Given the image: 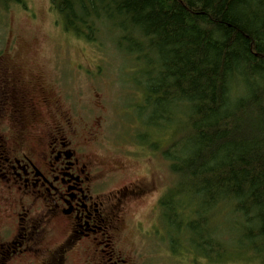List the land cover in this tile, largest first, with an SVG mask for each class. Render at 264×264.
Wrapping results in <instances>:
<instances>
[{
	"label": "trees",
	"instance_id": "16d2710c",
	"mask_svg": "<svg viewBox=\"0 0 264 264\" xmlns=\"http://www.w3.org/2000/svg\"><path fill=\"white\" fill-rule=\"evenodd\" d=\"M50 4L65 31L97 46L107 40L143 66L135 84L149 127L174 123L175 139L161 153L178 184L159 202L164 217L185 227L190 248L209 262L256 257L264 264V0ZM138 138L158 148L147 135ZM181 197L192 209L185 224L176 212Z\"/></svg>",
	"mask_w": 264,
	"mask_h": 264
},
{
	"label": "rangeland",
	"instance_id": "374dc122",
	"mask_svg": "<svg viewBox=\"0 0 264 264\" xmlns=\"http://www.w3.org/2000/svg\"><path fill=\"white\" fill-rule=\"evenodd\" d=\"M24 2L25 7L0 3V74L7 73L32 93L37 84L44 86L49 99L59 101L63 112L72 111L81 137L93 134L88 153L110 174L113 189L131 184L144 189L125 227L123 247L132 257L131 263L216 264L192 250L188 230L178 231L159 207L164 196H174L178 184L161 153L175 139V128L173 122L166 128L149 127L147 117L139 113L144 98L135 79L143 66L129 62L107 40L97 46L65 31L50 0ZM140 134L150 137L158 148L141 143ZM181 199L183 208L176 212L185 224L192 209L188 198ZM3 204L0 199V225L11 221ZM214 222L222 226L221 216L216 215ZM224 231L229 238L231 230ZM56 232L49 247H56L63 238L59 228ZM174 240H179V247L173 251ZM221 264L261 262L248 257Z\"/></svg>",
	"mask_w": 264,
	"mask_h": 264
},
{
	"label": "flooded vegetation",
	"instance_id": "af4514ba",
	"mask_svg": "<svg viewBox=\"0 0 264 264\" xmlns=\"http://www.w3.org/2000/svg\"><path fill=\"white\" fill-rule=\"evenodd\" d=\"M12 78L0 74V199L11 218L0 225V250L8 264H52L54 256L60 264H132L125 227L144 189H113L88 153L93 134L81 137L72 111L44 86L32 93ZM57 228L63 238L52 248Z\"/></svg>",
	"mask_w": 264,
	"mask_h": 264
},
{
	"label": "snow or ice",
	"instance_id": "6c2138e0",
	"mask_svg": "<svg viewBox=\"0 0 264 264\" xmlns=\"http://www.w3.org/2000/svg\"><path fill=\"white\" fill-rule=\"evenodd\" d=\"M0 264H8V258L3 254L2 250H0ZM52 264H60L55 256L53 257Z\"/></svg>",
	"mask_w": 264,
	"mask_h": 264
}]
</instances>
